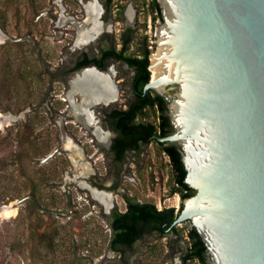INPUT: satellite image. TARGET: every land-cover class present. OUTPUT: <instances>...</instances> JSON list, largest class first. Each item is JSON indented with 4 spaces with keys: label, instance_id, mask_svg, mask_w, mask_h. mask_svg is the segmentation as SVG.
Returning <instances> with one entry per match:
<instances>
[{
    "label": "rangeland",
    "instance_id": "1",
    "mask_svg": "<svg viewBox=\"0 0 264 264\" xmlns=\"http://www.w3.org/2000/svg\"><path fill=\"white\" fill-rule=\"evenodd\" d=\"M78 2L0 0V113L4 123L0 125V208L11 203L17 207L13 217L0 215V264H182L189 222L178 224V232L152 233L146 241L136 242L123 262L118 261L119 252L110 248L107 209L82 183L98 187L117 179L118 173L108 147L75 119L72 105L65 100L71 90L66 67L93 45H77L78 23L68 20L63 24L53 14H43L55 8L66 16L86 17L87 10ZM149 2L115 0L112 34L119 37L127 26L126 6L133 11L130 19L136 24L138 43L145 34L151 51H157L162 19L154 18ZM20 37L24 39L14 40ZM114 69L122 92L119 103H124L133 72L118 63ZM167 90L174 94L178 87ZM156 115L151 113L149 119L157 121ZM103 128L108 131L107 125ZM66 136L82 147L85 159L74 163L69 150H63L42 162L58 146L65 147ZM127 158L137 163L118 166L131 165L132 172L115 190L118 207L125 209L124 197L131 195L157 208L174 207L177 214L183 199L172 191L173 170L162 147L150 143L128 152ZM29 194L36 195L42 206L67 214L43 211L31 198L17 203ZM88 212L93 213L87 216ZM189 264L204 263L197 259Z\"/></svg>",
    "mask_w": 264,
    "mask_h": 264
},
{
    "label": "water",
    "instance_id": "2",
    "mask_svg": "<svg viewBox=\"0 0 264 264\" xmlns=\"http://www.w3.org/2000/svg\"><path fill=\"white\" fill-rule=\"evenodd\" d=\"M158 2L163 18L149 68L162 72L144 91L168 100L175 130L155 137L181 147L185 180L195 189L170 221L196 227L211 264H264V0ZM28 198L67 214L34 194L17 203Z\"/></svg>",
    "mask_w": 264,
    "mask_h": 264
},
{
    "label": "flooded vegetation",
    "instance_id": "3",
    "mask_svg": "<svg viewBox=\"0 0 264 264\" xmlns=\"http://www.w3.org/2000/svg\"><path fill=\"white\" fill-rule=\"evenodd\" d=\"M92 1H97L98 4L101 6L100 21L105 23L106 25H108V27L101 30L100 32H97L94 34V39H92L89 42L93 45L91 50L85 49V50L79 52L77 57L73 60L72 64H70L66 67L67 72L70 74L67 78V83L69 84L70 88L72 89L74 86H72L70 84V80L76 75V72L83 69V68H86V67L95 66L98 69H96L95 67H92V68H94L97 71L100 70L99 72L110 71L109 76L115 82V85H116V87H115L112 84L113 88H116V91L114 93L112 91L110 94V96H113L112 98L110 97L107 100H97V101H95V103L89 104V108L92 110L93 117H94V121L92 123L88 124V123H84L83 121H81L78 118V116H76V114L74 113L73 106H72V111H73V116L75 117V119L83 127L92 129L93 133L96 135V137L98 139H100L102 144H104L108 147L109 152L113 156V164L117 168V173H118L117 179H113L110 183H105V184L99 183L98 187H93L89 184V187H87V188H89L91 190V187H93V188H96L97 190L104 191L107 193H111L113 205L109 210L106 208V205L104 203H102L101 200L96 198L94 195L93 196L107 209L104 212L109 219L108 226H109V230L111 231L110 239H109L110 248L119 252V258L120 259L118 261L123 262L128 255V251L133 249L134 244L136 242L146 241L151 236L152 233H157L159 236L162 232L160 231V229L150 230L149 224H144L141 222L139 224V226L144 227V229L142 230V232L140 234L137 235V238H136V241L134 244L128 245L127 243H125L123 241H116V239H115L116 234H115V230H114V225L112 224L113 218H115V216L118 213L130 212L132 209V206H134V204L136 206L139 204L143 205L144 203H149V202H142L141 200H138L131 195H125V197H124V201L126 204L125 209H121L118 207V204H117L118 201H117V195H116L117 192H115V190L119 187L118 184L121 185V183H122L121 181L126 179L127 177H129V175L132 173L131 169H130L131 165H129L128 167L125 166V168H123V169L121 167H118V166L122 165L123 163H127V162L133 163V161H134L133 159L130 160L129 158H127L128 152H130V151L131 152H137L138 150L141 149L142 146H145V145H148V144L154 143V142L158 143L156 141H152L150 143L139 142L140 143L139 147L127 148L124 152V155L121 158H117L116 151L114 149V144H115L116 138L119 136V127H120L119 126L120 125L119 120H120V117L124 113L125 110H130L129 112H126L127 113L126 115H128L130 118V123H134V124H141V123L148 124L149 122L158 123L160 121V119H159L160 111L158 109V106L153 104V102L155 100H158V101H162L161 103L165 107L166 114L169 116L171 130H173L172 132H174L175 126H174L172 119H171V116H170L168 100L166 98H164L161 94H159L154 89H150L149 92H145L144 90L141 92L135 91V87H137V85L133 86V83L135 80L136 69L126 59L121 58V56H120V52L123 50L125 45H127V49L124 50V54H129L131 56H136V57H142L143 53L147 49L150 48L147 35L142 34V37H143L142 41L139 43L137 41L138 36L136 34V32H137L136 24L132 19H130L131 17L128 14L130 10L132 11V9H129V8L126 9L127 7L126 6L124 7L123 13L127 17V26L123 29V31L119 37H115L112 34L113 22H114V19H112L113 18L112 12L114 9V5H117L116 3H114L115 0H92ZM78 4H79V6L82 7V9H84L85 11L87 10L86 9V3L83 0H79ZM148 6H149V3H148ZM69 10H71L72 13L76 12V10H72V9H69ZM69 10L67 9V11H69ZM138 10L140 11L141 9L138 8ZM43 14H53V16L60 18V20L62 19L63 16L68 17V18L72 17V18L79 20L81 22H86L87 26L91 25V23H88L86 21L87 16L86 17L84 16L83 18H80L79 15H77V14H76L77 16H66L63 13L62 14L59 13L57 10H55V8L47 9L46 11H43ZM132 17H133V11H132ZM162 18H163V14H162ZM162 18H160V19H162ZM16 41H19V40H16ZM89 43H87V44H89ZM132 46H134V47H132ZM106 51H112L113 53H109ZM89 59H91V60H89ZM117 63L129 67L133 72V74L130 78V84H129L130 85V92L128 93V97L126 98L124 103H119V100L121 99L122 92H121V90L119 88V84H118L120 81H118V78H116V70L114 69V66ZM87 69H89V68H87ZM83 70H85V69H83ZM69 92H68V96L65 98V100H68L69 104L72 105V101L70 99ZM77 95L79 96V98H78L79 100L77 99V97H75L76 100H78L77 102H82L83 101V99H82L83 95L80 92H78L76 94V96ZM157 95H160L163 98V100H160L157 97ZM151 113L157 114L156 115L157 121H153V120L149 119V115ZM105 125H107V128H108L107 132L105 130H103L104 129L103 127ZM102 134L106 135L104 141L101 140V138H100ZM156 135H159V134H155L154 136H156ZM159 136H164V135H159ZM161 142H166V141H161ZM158 144L163 149L162 144H160V143H158ZM62 146L64 147V145H62ZM134 163H137L136 159H135ZM28 199H30V198H28ZM31 199L35 202V200L33 198H31ZM35 204H36V202H35ZM161 210H165V208H162ZM166 212L168 214H170V216H171L170 211H166ZM92 213L93 212H88L86 214H87V216H90ZM161 225H162L161 229L163 231H166L167 233H172L175 229H178V227H177L178 224H173V220L170 221V219H168L166 222L162 223ZM192 261H195V260L189 259L187 262H185L183 260L182 264H189Z\"/></svg>",
    "mask_w": 264,
    "mask_h": 264
},
{
    "label": "trees",
    "instance_id": "4",
    "mask_svg": "<svg viewBox=\"0 0 264 264\" xmlns=\"http://www.w3.org/2000/svg\"><path fill=\"white\" fill-rule=\"evenodd\" d=\"M149 9L154 13V18L157 17V15L159 18H162V10L158 0H150ZM126 49L127 45H125L123 50L120 52V56L135 67L136 75L133 86L137 85V87H135V91L141 92L144 90L146 83H148L151 79L152 72L149 68L151 49H147L143 53L142 57L124 54V50ZM106 52L113 53L112 51ZM157 97L160 100H163L160 95H157ZM161 102L162 101L158 100L153 102L154 105L158 106L160 111V121L158 123H130V118L126 115V112H129L130 110H125L119 120V136L115 140L114 149L116 151L117 158H121L127 148L139 147V142L150 143L152 141H156L162 144L163 151L169 157L173 170L174 185L172 191L179 192L182 199H185L186 197L193 195L195 193V189L185 180L187 171L182 160L181 148L175 142H161L154 136L155 134L166 136L171 134L173 131L171 130L169 116L166 114L165 107ZM181 207H183V205H181ZM166 211H170L174 216L178 214L175 213L174 207L159 210L156 205L152 203H144L143 205L139 204L136 206L134 204L130 212L118 213L115 218H113L112 223L114 225L116 241H123L128 245L134 244L137 235L144 229V227L139 226L141 222L149 224L150 230L160 229L162 235H167L168 233L161 229V224L170 219V214ZM176 231L178 232V229H175L173 232ZM188 236L189 241L182 257L183 260L187 262L189 259H198L204 264H211L209 261L207 246L195 226H191L188 229Z\"/></svg>",
    "mask_w": 264,
    "mask_h": 264
},
{
    "label": "bare ground",
    "instance_id": "5",
    "mask_svg": "<svg viewBox=\"0 0 264 264\" xmlns=\"http://www.w3.org/2000/svg\"><path fill=\"white\" fill-rule=\"evenodd\" d=\"M167 1V0H163ZM87 9V19L88 23H91L90 26H87L86 22H78V20L74 18L62 17L61 22L64 24L68 20L75 21L78 23V35L76 43L78 46L85 45L89 43L92 39H94V34L100 32L101 30L108 27L105 23L100 21V14H101V6L98 4L97 1H91L86 4ZM129 16L132 17V11H129ZM172 35L173 33L170 32ZM0 40H3L2 36L0 35ZM153 61L157 59L155 56L152 57ZM162 72L161 65H156L152 67L153 77H157ZM110 71L107 72H99L94 68L85 69L82 72H78V77L74 81V86L70 92L69 96L72 101L73 111L78 116V118L83 121L84 123H92L94 121L92 110L89 108V104L95 103L97 100H107L110 97L111 92L113 93L116 91V88L113 80L109 76ZM113 84V86H112ZM116 87V86H115ZM80 92L83 96L82 102H77L76 94ZM112 93V94H113ZM179 107L176 108L178 111ZM3 113H0V125L2 126L3 123ZM7 117V116H6ZM5 118V117H4ZM7 120V121H6ZM4 120L8 123V119ZM5 122V123H6ZM7 125V124H6ZM68 134V133H67ZM106 135H101V140L104 141ZM65 147L69 150L70 156L74 163H79L81 159H85V152L83 151L82 147L71 137H65ZM85 166L89 167L88 162ZM85 187H89L87 182H82ZM93 195L102 201L106 205V208L109 210L112 205V197L111 193H107L104 191L97 190L96 188L91 187ZM17 213V207L15 204L11 203L9 205L3 206L0 208V215L3 217H13Z\"/></svg>",
    "mask_w": 264,
    "mask_h": 264
},
{
    "label": "built area",
    "instance_id": "6",
    "mask_svg": "<svg viewBox=\"0 0 264 264\" xmlns=\"http://www.w3.org/2000/svg\"><path fill=\"white\" fill-rule=\"evenodd\" d=\"M151 46H152V45H151ZM180 208H181V206H180V203H179V204L177 205V209H176V210H177V213L179 212ZM158 209L161 210L162 207H158Z\"/></svg>",
    "mask_w": 264,
    "mask_h": 264
}]
</instances>
